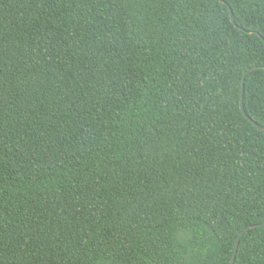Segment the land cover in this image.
<instances>
[{
  "label": "trees",
  "instance_id": "16d2710c",
  "mask_svg": "<svg viewBox=\"0 0 264 264\" xmlns=\"http://www.w3.org/2000/svg\"><path fill=\"white\" fill-rule=\"evenodd\" d=\"M225 1L0 0V264H231L264 221V0Z\"/></svg>",
  "mask_w": 264,
  "mask_h": 264
},
{
  "label": "water",
  "instance_id": "95a60500",
  "mask_svg": "<svg viewBox=\"0 0 264 264\" xmlns=\"http://www.w3.org/2000/svg\"><path fill=\"white\" fill-rule=\"evenodd\" d=\"M222 2H223V3H226L225 0H222ZM230 14H231V16H232V10H230ZM239 28L241 29V27H239ZM263 39H264V38H263ZM257 67H261V66H253V67H250L247 71H245V73H244V77H243V81H242V90L244 89V83H245V77H246V75L248 74V72H249L250 70L255 69V68H257ZM241 107H242V110H243L245 116H246V117H247V118H248L253 124H255L259 129L264 130V127H263V126H261L260 124H258L253 118H251V117L247 114V112H246L245 109H244L243 102H241ZM263 225H264V221L261 222V223H258V224L250 225V226L246 227L245 229H243V230L241 231L240 235L237 237L236 242H235V249H234V254H233V259H232L231 264H233V262H234L235 255H236V252H237V249H238V245H239V242H240V238H241V236L244 234V232L247 231V230H248L249 228H251V227H255V226H263Z\"/></svg>",
  "mask_w": 264,
  "mask_h": 264
}]
</instances>
